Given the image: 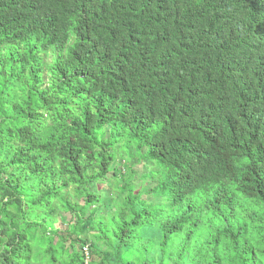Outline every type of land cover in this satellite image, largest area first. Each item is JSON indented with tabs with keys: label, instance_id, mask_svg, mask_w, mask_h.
Returning a JSON list of instances; mask_svg holds the SVG:
<instances>
[{
	"label": "trees",
	"instance_id": "obj_1",
	"mask_svg": "<svg viewBox=\"0 0 264 264\" xmlns=\"http://www.w3.org/2000/svg\"><path fill=\"white\" fill-rule=\"evenodd\" d=\"M86 248L264 264V0H0V264Z\"/></svg>",
	"mask_w": 264,
	"mask_h": 264
},
{
	"label": "rangeland",
	"instance_id": "obj_2",
	"mask_svg": "<svg viewBox=\"0 0 264 264\" xmlns=\"http://www.w3.org/2000/svg\"><path fill=\"white\" fill-rule=\"evenodd\" d=\"M137 159H135L133 161V163L136 162ZM116 166L117 167H121L123 166V164H121L120 162L116 163ZM137 176L136 178H138V180L136 182L133 183V187L135 189H138L139 191H142V190H146L148 187V185H144L143 183L139 182L141 181L140 180V176L142 174H144L145 172V169H143L141 166L137 168ZM109 184H107L106 186L102 187L101 190H100V193L102 194H105V198L103 199L102 201V205H101V210H100V215L98 218H103V219H107L108 216L110 215V213L112 212V202H111V199H110V194L112 191H110L111 189L109 188ZM149 199V198H148ZM61 222H63L64 224H67L68 222V217H62L61 218Z\"/></svg>",
	"mask_w": 264,
	"mask_h": 264
},
{
	"label": "built area",
	"instance_id": "obj_3",
	"mask_svg": "<svg viewBox=\"0 0 264 264\" xmlns=\"http://www.w3.org/2000/svg\"><path fill=\"white\" fill-rule=\"evenodd\" d=\"M84 253H85V257H86V260H85L84 264H89L90 256H89V252H88L87 248L84 250Z\"/></svg>",
	"mask_w": 264,
	"mask_h": 264
}]
</instances>
